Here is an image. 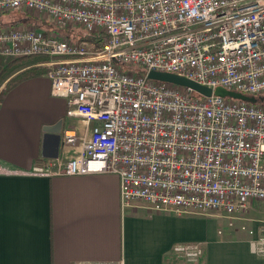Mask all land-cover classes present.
Returning a JSON list of instances; mask_svg holds the SVG:
<instances>
[{
    "label": "built area",
    "instance_id": "2783aa9c",
    "mask_svg": "<svg viewBox=\"0 0 264 264\" xmlns=\"http://www.w3.org/2000/svg\"><path fill=\"white\" fill-rule=\"evenodd\" d=\"M13 11L55 31L0 30V57L37 58L29 68L45 70L69 116L93 125L78 156L23 174H113L123 210L220 212L247 230L243 215L264 204V0H0V15ZM76 27L87 34L71 38ZM152 71L263 101L203 97L150 80ZM12 173L0 163V174ZM251 245L264 256V227ZM172 253L195 263L204 249L179 244Z\"/></svg>",
    "mask_w": 264,
    "mask_h": 264
},
{
    "label": "crops",
    "instance_id": "0c3cea01",
    "mask_svg": "<svg viewBox=\"0 0 264 264\" xmlns=\"http://www.w3.org/2000/svg\"><path fill=\"white\" fill-rule=\"evenodd\" d=\"M15 27L55 31L49 20L25 11L0 15V30ZM68 109V99L52 95L44 74L15 86L0 104V163L16 172L0 174V264H264L251 245L264 227V209L256 204L243 215L242 230L244 219L230 227L224 214L157 213L144 204L123 210L120 180L113 174H23L53 160L43 156L44 129L59 122L58 160L80 154L93 125L69 116ZM67 134L76 135L77 143H66ZM192 243L203 245L198 262L172 253L176 245Z\"/></svg>",
    "mask_w": 264,
    "mask_h": 264
},
{
    "label": "water",
    "instance_id": "95a60500",
    "mask_svg": "<svg viewBox=\"0 0 264 264\" xmlns=\"http://www.w3.org/2000/svg\"><path fill=\"white\" fill-rule=\"evenodd\" d=\"M148 78L152 81L175 84L189 88L203 97H210L214 94L215 96L230 98L252 104L263 101V98L249 97L235 91L227 90L223 87H218L213 90L185 77L171 73L152 71L148 74ZM44 131L45 137L43 143V156L47 159H58L62 145V122H59L53 127H46Z\"/></svg>",
    "mask_w": 264,
    "mask_h": 264
},
{
    "label": "trees",
    "instance_id": "16d2710c",
    "mask_svg": "<svg viewBox=\"0 0 264 264\" xmlns=\"http://www.w3.org/2000/svg\"><path fill=\"white\" fill-rule=\"evenodd\" d=\"M1 59L5 64V68L0 72V86L4 83L5 86L0 92V104L2 103L5 95L15 86L28 79L43 75L45 73V70L43 69H25L34 61H36L37 58L12 59L2 57Z\"/></svg>",
    "mask_w": 264,
    "mask_h": 264
},
{
    "label": "rangeland",
    "instance_id": "374dc122",
    "mask_svg": "<svg viewBox=\"0 0 264 264\" xmlns=\"http://www.w3.org/2000/svg\"><path fill=\"white\" fill-rule=\"evenodd\" d=\"M86 34H87L86 31L80 27H76L69 32V35L71 38H72V36H74L75 38L82 37ZM1 91H2V89L0 90V92ZM255 204H256L255 206L258 207L259 209H264L263 203H255ZM216 214H222V213L216 212Z\"/></svg>",
    "mask_w": 264,
    "mask_h": 264
}]
</instances>
